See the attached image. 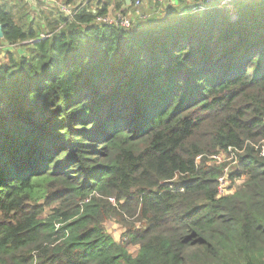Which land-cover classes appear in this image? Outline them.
<instances>
[{"label":"trees","instance_id":"16d2710c","mask_svg":"<svg viewBox=\"0 0 264 264\" xmlns=\"http://www.w3.org/2000/svg\"><path fill=\"white\" fill-rule=\"evenodd\" d=\"M52 1L85 6L0 1V264H264V0L129 28L95 19L136 0Z\"/></svg>","mask_w":264,"mask_h":264},{"label":"rangeland","instance_id":"374dc122","mask_svg":"<svg viewBox=\"0 0 264 264\" xmlns=\"http://www.w3.org/2000/svg\"><path fill=\"white\" fill-rule=\"evenodd\" d=\"M9 1L12 2V3H15V4L20 2V0H9ZM79 1H81V0H79ZM83 1H85V0H83ZM94 1H96V0H94ZM51 10H55V8H47L44 11V13L42 14L41 19H38L39 21H36V22H44L45 17L50 15V14H52ZM30 11L32 12V14H34V12H35L34 10H32V8L30 9ZM142 12L143 11H142V5H141L138 8V10L133 9V11H132V10H128L127 9L126 13H124V14L130 16V13H131V19H132L133 23H135V22H137L139 20L140 21L139 23L142 26L146 27L150 23L148 21H142V18L140 17V14H143ZM119 13H121L119 10H111L109 12V14L111 16H113V17H116ZM50 17H53V16L51 15ZM157 21H159V19H157ZM14 48L17 49L18 52L21 53V54L25 53V49L23 48L22 44H18ZM1 60H5L4 59V52H2L0 54V61ZM229 163H231V162H229ZM235 168H236L235 163H231L230 170L233 171ZM243 181H244V178L236 180L235 183L228 182L227 186L231 187L233 189V191H234L238 186H240L242 184ZM113 203L115 204V202H113ZM57 205H58V203H56L53 206L46 207L44 216H47V215L51 214L53 212V208L55 206H57ZM119 214H120L119 218H121L123 220V223L118 218L112 217V218H109V219L105 220L104 223H103V226L105 227V230L107 231V233L110 234L116 241H124L125 242V241H127V236H126V232H127V229H128L127 227L135 225L136 221H135V218L131 217L130 214H128V213H126V212H124L122 210L119 211ZM137 225H138V223H137ZM138 249H139L138 246L131 245L129 247L130 252L132 254H134V255H136Z\"/></svg>","mask_w":264,"mask_h":264},{"label":"crops","instance_id":"0c3cea01","mask_svg":"<svg viewBox=\"0 0 264 264\" xmlns=\"http://www.w3.org/2000/svg\"><path fill=\"white\" fill-rule=\"evenodd\" d=\"M39 0H20V2L16 3L17 5L21 4L20 6L27 4V8L34 10V14L30 11V14L32 17V20L34 22L39 21L38 19H41L42 14L47 8H55L57 9L58 3L52 0L46 1V6H43L40 8L36 7L38 6ZM97 1V0H96ZM200 3V0H163V2H158L157 0H142V13L140 14L142 21H148L150 24L153 25L154 23L157 24V22L162 21L167 18L169 14L174 13V11H177L179 9H182L184 11L188 10L192 5ZM127 4H131V1H127ZM135 9V8H134ZM38 10V11H37ZM113 10V8L111 9ZM110 10V11H111ZM54 12L51 10V13ZM21 13V12H20ZM139 17V18H140ZM144 18V19H143ZM159 19V21H157ZM137 22H140L139 20Z\"/></svg>","mask_w":264,"mask_h":264},{"label":"built area","instance_id":"2783aa9c","mask_svg":"<svg viewBox=\"0 0 264 264\" xmlns=\"http://www.w3.org/2000/svg\"><path fill=\"white\" fill-rule=\"evenodd\" d=\"M157 1L163 2V0H157ZM215 1L216 0H200V2L202 4H204V3L212 4ZM197 4L192 5L191 9L196 10L198 8ZM141 5H142V0H136L135 4H134V8L136 10H138V8ZM58 6L65 13L66 16L71 17V16H74L79 10H81V8H83V6H85V4L80 3V4H76V5H69V4L58 2ZM93 13L96 14L97 9H94ZM95 22L98 24H109V25L120 26V27H125V28H129L133 24L132 19H131V13H130V16L119 13L116 17H113L110 14H107V15H98L97 14ZM230 151H231V149H230ZM261 154L264 155V147L261 148ZM231 155L234 156V154H231ZM212 158L215 160H218V161L226 160V159H224L223 155H213ZM230 159H228V160H230ZM229 162L234 163L233 161H229ZM231 163H229V167H227L225 169V174L219 179V183H220L219 184V193H220V195H226V194H230L233 192V189H230L227 186V184L229 182L228 181V173L231 171L230 170Z\"/></svg>","mask_w":264,"mask_h":264},{"label":"water","instance_id":"95a60500","mask_svg":"<svg viewBox=\"0 0 264 264\" xmlns=\"http://www.w3.org/2000/svg\"><path fill=\"white\" fill-rule=\"evenodd\" d=\"M127 1H130V0H127ZM220 2V4L222 5V6H225V5H230L231 4V2H232V0H216L214 3H216V2ZM202 8H204V7H206V6H208V5H210V4H208V3H204V4H202L201 2L200 3H198ZM213 4V3H212ZM191 8V7H190ZM189 8V9H190ZM4 35H3V29H2V26L0 25V37H3Z\"/></svg>","mask_w":264,"mask_h":264}]
</instances>
